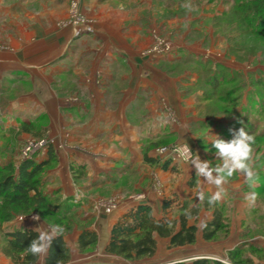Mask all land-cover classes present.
<instances>
[{"label": "crops", "instance_id": "1", "mask_svg": "<svg viewBox=\"0 0 264 264\" xmlns=\"http://www.w3.org/2000/svg\"><path fill=\"white\" fill-rule=\"evenodd\" d=\"M77 1L92 24L91 32L78 37L75 27L59 25L68 16L71 0H35V9H25L21 0H0V82L10 83L11 93H27L17 94L13 105L22 111L19 121L45 120L48 143L58 158L47 170V192L59 191L61 199L72 197L74 202L77 197L83 224L98 234L96 248L86 253L76 248L80 228L65 235L71 255L65 264H193L201 258L233 264L228 262L229 252L239 245H249L245 256L264 264V179L256 168L254 187L240 173L224 185L219 202L230 217L226 235L221 231L215 240H205L202 225L213 218V210L202 208L190 221L197 228L194 244L169 248L170 238L156 233L157 251L152 257L130 261L105 250L112 226L135 205H150L156 219H178L183 201L201 203L194 195L201 185L204 193L216 191L196 176L193 166L172 160L176 170H164L145 157L156 156V142L185 141L201 160L218 164L212 136L229 121L201 115L197 100L201 93H183L174 54L164 49L144 54L149 44L145 34L141 37L144 15L136 17L135 10L97 0ZM23 82L31 83L30 91L18 92L16 86ZM205 121L209 122L201 133L200 122ZM72 164L85 166L79 184L72 178ZM251 192L257 194L255 206L245 199ZM110 197L117 199L114 207L96 209ZM165 199L171 200L166 210ZM47 225L32 216L15 229ZM0 260L13 264L2 252Z\"/></svg>", "mask_w": 264, "mask_h": 264}, {"label": "rangeland", "instance_id": "2", "mask_svg": "<svg viewBox=\"0 0 264 264\" xmlns=\"http://www.w3.org/2000/svg\"><path fill=\"white\" fill-rule=\"evenodd\" d=\"M21 1H24L25 9H35V0ZM240 1L97 0L101 4L112 5L113 8L126 7L135 10L136 17L144 15L141 21L145 25V33H142L141 37L145 34L146 42L149 43L144 54L159 53L161 49L170 55L174 54V68L181 74L180 85L183 93H201L199 97L204 93H214L216 99L231 94V104L219 100L204 103L200 105V113L210 114L223 123L229 121L228 125L232 124V128L236 130L244 125L245 130L254 135L256 140L254 167L259 173H264V136H259L260 131L264 129V32H258V28H247L242 20L241 8L237 7ZM186 3L192 5L191 11L182 7ZM67 9L68 16L61 19L59 25L75 27L77 37L91 32V20L83 13L80 1L71 0ZM250 16L252 17V14ZM215 76L223 79H219L221 82L214 87L211 81ZM17 85L18 92L31 90L30 82ZM11 88L10 83L0 82V164L12 150L16 163L28 158L42 159L46 155L48 144L47 131L44 129L45 120L36 119V128L34 122L31 133L23 132L21 121L18 120L21 118L18 115L20 110H16L13 105L19 100L17 94L27 93H11ZM27 110L30 111V107ZM240 121H243V125ZM206 122L209 121L200 122L201 133H205L203 126ZM233 122L237 124L234 125ZM251 122H258L259 128H253ZM226 133L227 127H217L216 136L223 137ZM43 176L46 177L47 172ZM116 200L113 197L104 198L101 204L95 205L96 209L104 205L114 207ZM77 211L79 215L83 212ZM97 213H100V210ZM35 214L48 225H54L55 220H62L57 217L46 218L36 211L28 214L15 213L10 221L0 220V247L4 242L3 231L15 229L17 224ZM22 217L24 219L21 221ZM75 228L79 226L68 227L65 235L74 232ZM67 239L71 245V238ZM0 264L7 263L0 260ZM250 264L255 263L251 260Z\"/></svg>", "mask_w": 264, "mask_h": 264}, {"label": "trees", "instance_id": "3", "mask_svg": "<svg viewBox=\"0 0 264 264\" xmlns=\"http://www.w3.org/2000/svg\"><path fill=\"white\" fill-rule=\"evenodd\" d=\"M241 8L242 20L247 28H258V32H264V0H241L238 5ZM252 14V17L250 16ZM215 76L211 83L218 86L223 78ZM219 80V81H218ZM224 83V82H223ZM221 85V84H220ZM231 95V94H230ZM230 95L214 97V93H204L198 97V105L210 102H228L231 104ZM214 98V99H213ZM36 128V121H21L22 131L31 133V129ZM234 123V122H233ZM237 123H234L236 125ZM253 128H259L258 122H251ZM210 125V123H209ZM227 127V126H226ZM233 125H228L227 135L222 138L232 139L229 131ZM44 129H46L44 127ZM247 131V130H246ZM264 136V129L259 136ZM261 137V138H262ZM172 145L156 142V149L159 146ZM13 151V150H12ZM8 153L5 161L0 164V220L10 221L15 213L28 214L33 211L41 212L46 218L57 217L60 222H53L54 225H61L65 231L61 237H56L44 259V264H65L70 260V249L64 239L68 227L79 226L80 233L77 238V248L80 252L86 253L95 248L98 242L96 231L81 225L83 221L79 218V204L73 201L72 197L61 199L59 191L47 192L50 181L49 176L44 177L47 170L56 165L58 158L55 149L51 144H47L46 156L42 159L28 158L16 163L14 153ZM146 161L152 165H157L164 170H176V165L171 159L161 160L157 156L145 157ZM86 173L84 165L72 164L71 174L74 182L79 184ZM264 179V173H259ZM195 179V178H194ZM205 193V200L201 203H193L185 200L178 205V219L163 217L156 219L152 215V208L147 204H137L119 217L112 226L110 238L105 250L117 256H121L130 261H137L146 257H152L157 251L155 234L162 237H169V248L194 244L196 241V225L190 223L187 213H191L192 219H196L202 208L213 210V218L206 222L203 227L205 240H215L219 232L228 233L230 228V217L228 216L225 204L217 202L215 205L208 204V197ZM171 200L165 199L164 209L170 207ZM47 221V220H46ZM48 222V221H47ZM65 222V223H64ZM67 222V223H66ZM177 223L179 229L177 230ZM69 225V226H68ZM4 242L0 247L2 254L11 260L13 264H37V258L31 254H25V249L31 240L36 238L37 233L31 228L8 229L2 232ZM248 247L239 245L229 252V261L233 264H250L251 259L245 256ZM253 252L256 249L251 248ZM170 264H186L184 262H174ZM193 264H225L219 260L207 258L196 259Z\"/></svg>", "mask_w": 264, "mask_h": 264}, {"label": "clouds", "instance_id": "4", "mask_svg": "<svg viewBox=\"0 0 264 264\" xmlns=\"http://www.w3.org/2000/svg\"><path fill=\"white\" fill-rule=\"evenodd\" d=\"M182 7L192 10L190 3L183 4ZM243 125V121H240ZM232 133V139L225 140L219 136H212L211 146L215 150V156L220 163L213 165L210 160H201L199 154H193L190 146L187 142L182 141L177 143L172 151L177 157L178 161L193 166L195 168V174L201 178L203 183L212 185L216 191L208 197V204L215 205L222 199L225 194L224 185L228 183V180L236 173H240L245 178V182L249 187H254L257 181V172L255 171V148L256 143L255 136L249 134L244 125L238 130L229 129ZM80 195L79 192L76 193ZM195 197L199 198L200 202L205 200V193L203 187L197 189L194 192ZM249 206H255L257 200V194L251 192L245 197ZM189 221L192 220L191 213H187ZM24 217L21 218V221ZM34 220H39L38 215L33 216ZM206 226V225H202ZM37 233L36 238L32 239L30 244L25 249V254H31L37 258V264L43 260L47 255L48 250L52 245V241L56 237H61L65 229L61 225H47L38 226L34 229Z\"/></svg>", "mask_w": 264, "mask_h": 264}, {"label": "built area", "instance_id": "5", "mask_svg": "<svg viewBox=\"0 0 264 264\" xmlns=\"http://www.w3.org/2000/svg\"><path fill=\"white\" fill-rule=\"evenodd\" d=\"M176 144H172V145H163V146H159L155 149V153L156 156L159 157L161 160H167V159H171L173 161L178 160L177 157L175 156V154L173 153L172 149ZM191 148V147H190ZM28 150H30V148H28ZM192 152L193 149L191 148ZM114 205V204H112Z\"/></svg>", "mask_w": 264, "mask_h": 264}]
</instances>
